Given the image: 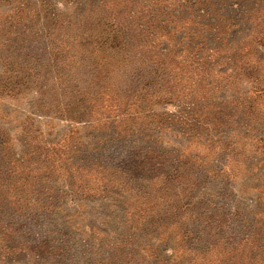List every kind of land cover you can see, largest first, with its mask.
<instances>
[{"label": "rangeland", "instance_id": "rangeland-1", "mask_svg": "<svg viewBox=\"0 0 264 264\" xmlns=\"http://www.w3.org/2000/svg\"><path fill=\"white\" fill-rule=\"evenodd\" d=\"M208 1L0 0V264H264V0Z\"/></svg>", "mask_w": 264, "mask_h": 264}, {"label": "trees", "instance_id": "trees-1", "mask_svg": "<svg viewBox=\"0 0 264 264\" xmlns=\"http://www.w3.org/2000/svg\"><path fill=\"white\" fill-rule=\"evenodd\" d=\"M203 2L209 3L208 0H203ZM191 35L194 37H197L195 34H191ZM187 43L191 45V42H187ZM263 44H264V41H261V42L254 41V46L263 47ZM196 45H200V43H196ZM89 53H91V51H89ZM145 79L146 80H145L144 87L142 84L140 87L133 90L130 94H127L128 95L127 99H129V101L131 99L134 100L132 102L133 104H136L137 102L141 100H145V101L150 100L152 97L156 98L157 102L164 103V104L169 101L167 97H169V99H172L173 97L172 90H174L175 88L173 82L177 81V76L173 70H159V68H157V70H150V72L146 74ZM182 80H184V78H182ZM179 81H178L177 86L179 85ZM91 93L94 95H99L101 91L97 89L94 92L90 91L84 94L77 92V96L78 98L79 96L89 97ZM66 104L67 105L65 106V109L62 111V113L64 117H66L70 121H74L78 123V122H82V121L89 119L88 117H90V113L88 111L83 110V109H76V112L69 111L67 106L70 103L67 102ZM23 208L24 207H22V204L18 202H15V203L6 202L4 206V211L6 210L8 215H12V214L18 215L22 211ZM0 209H2V207ZM7 227L8 226H6L5 228ZM1 231H5V229L2 228ZM208 250H209L208 248H205V253H207ZM35 257L36 259L41 257L42 260L40 261L44 260V256L42 258V255H40V253L34 254V258Z\"/></svg>", "mask_w": 264, "mask_h": 264}]
</instances>
